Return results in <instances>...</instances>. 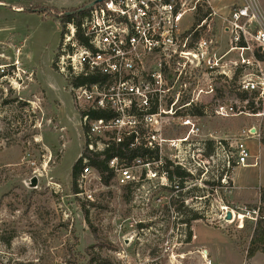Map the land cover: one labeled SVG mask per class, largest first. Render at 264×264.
<instances>
[{
    "label": "rangeland",
    "instance_id": "rangeland-1",
    "mask_svg": "<svg viewBox=\"0 0 264 264\" xmlns=\"http://www.w3.org/2000/svg\"><path fill=\"white\" fill-rule=\"evenodd\" d=\"M82 4H0V264H87L94 255L104 264H264L260 253L246 259L255 223L237 216L255 207L264 216V110L260 107V117L249 116L247 103L257 108L255 96L239 100L236 78L229 82L224 76L205 75L203 85L190 84V109L203 116L190 115L193 133L177 118L162 126V149L148 167L133 171L128 202L115 175L106 187L92 168L82 190L93 200L74 196L71 173L85 148V135L71 85L54 68L63 28L53 10L62 16ZM43 8L47 16L31 10ZM220 8L221 13L228 10ZM192 24L187 16L183 28ZM213 42L221 54L230 47L223 34ZM235 59L231 53L224 61ZM219 105L243 113L217 117ZM252 127L259 138L247 142L258 166H235L234 143L243 129ZM109 137L97 136L101 141ZM187 137L186 143L177 144ZM170 141H175L172 146ZM164 162L170 170L179 166L189 178L183 184L169 181L161 168ZM33 177L37 185L30 188ZM226 210L235 212L230 221L223 219Z\"/></svg>",
    "mask_w": 264,
    "mask_h": 264
},
{
    "label": "built area",
    "instance_id": "built-area-1",
    "mask_svg": "<svg viewBox=\"0 0 264 264\" xmlns=\"http://www.w3.org/2000/svg\"><path fill=\"white\" fill-rule=\"evenodd\" d=\"M221 5L228 9L225 13L220 12ZM201 14L205 16L198 22ZM187 16L193 19L189 29L183 28ZM221 34L230 42L224 54L213 42ZM231 53L236 59L225 62ZM55 69L71 81L88 151L103 152L110 142L120 143L129 135L134 136L132 147L160 151L162 126L170 119L181 120L182 127L194 132L189 86L203 85L205 75L213 79L224 76L229 82L236 78L235 93L254 95L257 108L264 110V14L258 0H102L87 10L78 26L64 24ZM76 80L84 82L75 85L72 81ZM94 112L110 118L93 119ZM242 113L232 106L219 105L215 110L222 118ZM249 116L262 114L251 112ZM100 134L110 135L109 140L101 141ZM254 138H259L255 127L241 131L234 143L235 166L258 165L246 144ZM225 145L222 148L228 152L229 145ZM250 160L253 162L248 163ZM230 163L227 157V165ZM107 164L117 186L123 187L135 182L133 171L151 163L136 158L126 166L112 158ZM84 165L74 196L91 202V193L82 189L93 171L86 160ZM229 212L232 220L235 212ZM237 216L256 223L260 207L244 209Z\"/></svg>",
    "mask_w": 264,
    "mask_h": 264
},
{
    "label": "trees",
    "instance_id": "trees-1",
    "mask_svg": "<svg viewBox=\"0 0 264 264\" xmlns=\"http://www.w3.org/2000/svg\"><path fill=\"white\" fill-rule=\"evenodd\" d=\"M93 2V1H92ZM87 5V4H86ZM85 6V5H84ZM83 6V7H84ZM81 8L70 9L69 12L64 11V14L58 15V11H54V17L59 21V24L63 28L64 24L74 22L76 26H78L81 20L86 16L87 11H80ZM32 11L44 12V15L47 16V9H31ZM56 12V13H55ZM70 13V14H68ZM205 14H201L197 16V21L199 22ZM57 57V56H56ZM54 68H55V61H54ZM71 83L70 80H67ZM84 81L76 80L72 81L75 85L82 84ZM235 82V80H234ZM247 93H238V99L241 101H245L247 98ZM247 108L251 110L254 114H256L260 108H255L253 103H247ZM189 113L193 117H201L203 113L200 110L194 109L191 107L189 108ZM93 119H105L108 120L110 118L109 115H105L103 112H94L91 114ZM84 129V128H83ZM85 134V129H84ZM261 144L264 146V138L260 139ZM134 143V136H124L120 143L110 142L108 148H106L103 152L94 153L88 151L86 148L83 149L80 158L75 162L72 173V192L73 194L78 193L77 188V180L82 172V169L85 165H83V161L86 160V165H88L92 170H94L100 179V182L103 186L108 187L110 182L114 178L113 171L108 167V161L112 158H117L121 163L130 165L132 161L136 158H141L144 161L150 162L151 159H157V153L155 151H150L146 149H142L140 147H132L131 145ZM225 144V143H224ZM171 165L169 163L164 162L161 166L164 176L169 180L172 181L173 179H177L180 184H183L185 179H188L189 176L182 171L179 166L175 167L173 170H170L169 167ZM134 183L127 184L122 187L123 195L122 199L125 202L129 201V194H130V187H133ZM264 216L262 215L260 219L257 220L254 226L253 235L249 243V248L246 251V259H252L257 253L264 255ZM192 220H198L196 216L193 217ZM191 235L187 232V239L190 240ZM7 246L9 245V240L6 241ZM105 261L100 259L99 256L94 255L88 261L87 264H104Z\"/></svg>",
    "mask_w": 264,
    "mask_h": 264
},
{
    "label": "crops",
    "instance_id": "crops-1",
    "mask_svg": "<svg viewBox=\"0 0 264 264\" xmlns=\"http://www.w3.org/2000/svg\"><path fill=\"white\" fill-rule=\"evenodd\" d=\"M5 1H8V0H0V4H3V3H5ZM14 1H19V0H14ZM21 1H24V0H21ZM75 1V4H77V6H79L80 4H82L83 2V0H74ZM88 2H87V4L88 3H90V2H92L93 0H87ZM260 1V0H259ZM258 1V2H259ZM262 1V0H261ZM47 3H49V1H47ZM82 5H84V3L82 4ZM77 6H74V7H77ZM264 6V1L262 2V7ZM46 7H54V8H57V7H55V6H46ZM45 7V8H46ZM68 7H71V8H73V6H62V7H60V8H57V9H62V8H68ZM261 7V6H260ZM15 10L16 11H20L21 9L20 8H15ZM261 10H262V8H261ZM262 13L264 14V12H263V10H262ZM17 64V63H16ZM246 144H247V146L249 145L248 144V142H246ZM248 148H249V146H248ZM250 151V150H249ZM251 156H253V155H251ZM254 158H257V156H253ZM258 159V158H257ZM253 161V160H252ZM258 166V165H257ZM248 167H255V166H248ZM203 252H206V251H203Z\"/></svg>",
    "mask_w": 264,
    "mask_h": 264
},
{
    "label": "water",
    "instance_id": "water-1",
    "mask_svg": "<svg viewBox=\"0 0 264 264\" xmlns=\"http://www.w3.org/2000/svg\"><path fill=\"white\" fill-rule=\"evenodd\" d=\"M102 0H96V1H93L87 5H85L82 9H80V11H87L88 9H90L94 4L96 3H100ZM70 14V13H68ZM37 185V178L33 177L31 180H30V183H29V187L30 188H34L35 186ZM226 221H230L231 220V213L230 212H227L226 214V218H225Z\"/></svg>",
    "mask_w": 264,
    "mask_h": 264
},
{
    "label": "bare ground",
    "instance_id": "bare-ground-1",
    "mask_svg": "<svg viewBox=\"0 0 264 264\" xmlns=\"http://www.w3.org/2000/svg\"><path fill=\"white\" fill-rule=\"evenodd\" d=\"M16 63H17V62L14 63V66L18 64V63H17V64H16ZM4 78H5V77H4ZM12 85H13V84H12ZM202 254H203L202 257L205 258V256H204L205 253L202 252Z\"/></svg>",
    "mask_w": 264,
    "mask_h": 264
}]
</instances>
